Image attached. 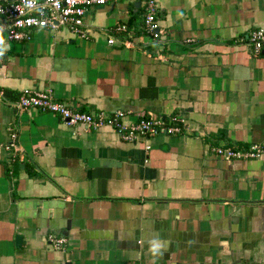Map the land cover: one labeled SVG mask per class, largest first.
Returning a JSON list of instances; mask_svg holds the SVG:
<instances>
[{"label": "crops", "instance_id": "1", "mask_svg": "<svg viewBox=\"0 0 264 264\" xmlns=\"http://www.w3.org/2000/svg\"><path fill=\"white\" fill-rule=\"evenodd\" d=\"M145 1L93 6L87 38L60 27L0 42V264H264V154L212 151L264 146V52L240 40L264 30V0H156L154 42L141 36ZM46 88L84 113L176 116L185 127L133 143L12 108Z\"/></svg>", "mask_w": 264, "mask_h": 264}, {"label": "built area", "instance_id": "2", "mask_svg": "<svg viewBox=\"0 0 264 264\" xmlns=\"http://www.w3.org/2000/svg\"><path fill=\"white\" fill-rule=\"evenodd\" d=\"M119 1L121 0H0V42H23L29 39L34 30H57L60 27L67 28L79 38H87L90 30L85 29L83 22L86 12L93 6ZM158 12L156 0L145 1L141 36H146L149 42L157 41L161 36ZM121 33H127L126 26L114 28L107 43L114 44L117 34ZM240 40L250 46L254 55L264 52L263 29L250 30ZM120 42L124 46H132L134 43L130 37ZM11 106L19 116L26 110H35L54 114L67 126H81L84 130L107 127L118 134L121 140L133 143L142 138L177 135L185 127V120L176 116L165 119L149 115L140 117L133 123L125 120L123 111L111 114L104 111L84 113L56 100L50 88L26 89ZM5 149L12 154V161H15L18 153V131L15 127L8 134ZM212 151L225 160H252L264 154V146L252 144L247 151L216 147ZM46 242L54 250L61 251L65 248L67 239L48 234Z\"/></svg>", "mask_w": 264, "mask_h": 264}, {"label": "clouds", "instance_id": "3", "mask_svg": "<svg viewBox=\"0 0 264 264\" xmlns=\"http://www.w3.org/2000/svg\"><path fill=\"white\" fill-rule=\"evenodd\" d=\"M159 250H160V245L158 244H153L152 247H151V251L152 253L155 255L157 253H159Z\"/></svg>", "mask_w": 264, "mask_h": 264}, {"label": "trees", "instance_id": "4", "mask_svg": "<svg viewBox=\"0 0 264 264\" xmlns=\"http://www.w3.org/2000/svg\"><path fill=\"white\" fill-rule=\"evenodd\" d=\"M5 98H10L11 92L4 91Z\"/></svg>", "mask_w": 264, "mask_h": 264}, {"label": "water", "instance_id": "5", "mask_svg": "<svg viewBox=\"0 0 264 264\" xmlns=\"http://www.w3.org/2000/svg\"><path fill=\"white\" fill-rule=\"evenodd\" d=\"M16 241H20V237L16 238Z\"/></svg>", "mask_w": 264, "mask_h": 264}]
</instances>
